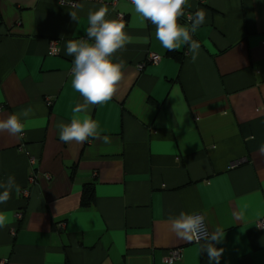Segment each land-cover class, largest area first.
I'll use <instances>...</instances> for the list:
<instances>
[{"label": "crops", "instance_id": "obj_1", "mask_svg": "<svg viewBox=\"0 0 264 264\" xmlns=\"http://www.w3.org/2000/svg\"><path fill=\"white\" fill-rule=\"evenodd\" d=\"M77 5L0 0V119L31 109L21 117V139L0 133V182L13 175L20 186L0 204L11 219L0 228V261L168 264L163 257L180 248L172 264H210L200 251L205 241L170 231L183 211L204 215L209 232L224 234L215 245L224 249L219 264H264V228L256 223L264 218V0H188L185 11L205 13L192 36L201 45L195 61L186 45L164 49L150 21L137 26L131 3L107 5V18L123 13L129 36L116 53L124 78L114 98L89 113L110 143L83 144L59 139L57 125L70 123L83 103L66 46L86 38L89 11L105 4ZM150 52L160 62H148ZM86 183L94 198L83 207Z\"/></svg>", "mask_w": 264, "mask_h": 264}, {"label": "clouds", "instance_id": "obj_2", "mask_svg": "<svg viewBox=\"0 0 264 264\" xmlns=\"http://www.w3.org/2000/svg\"><path fill=\"white\" fill-rule=\"evenodd\" d=\"M130 2L138 19L137 26L145 27L146 22L150 21L155 25L156 39L164 49L176 51L182 45H186L192 61L196 60L201 45L192 36L204 23L203 11L198 10L194 16L189 17L188 25H181L179 19L184 15L188 0H130ZM108 13L107 5L89 11L86 38L67 42L66 54L74 57L71 86L83 98V103H78L73 108L70 123L60 122L57 125L59 139L63 143L83 144L89 138L102 139L104 143H110L108 136H99V124L89 113L92 106L107 103L116 95L125 72V61L117 57L116 53L125 48L129 36L125 32L123 13L111 19L107 18ZM71 17L76 21L74 12L71 13ZM53 51L58 52L59 49ZM30 112L31 109H26L19 114H10L0 119V133L7 132L21 139L25 131V123L21 117H27ZM259 151L264 155V144L260 146ZM0 189H3L0 191V204H5L13 191L19 193L20 186L16 183L15 177L9 175L5 181L0 182ZM10 223V215L0 212V228ZM170 231L177 238L187 242L205 241L201 245V253H207L210 264L213 262L219 264L224 249L215 245L222 242L224 234L219 228L209 232L204 215L182 211L171 219ZM168 264H172L171 259Z\"/></svg>", "mask_w": 264, "mask_h": 264}, {"label": "built area", "instance_id": "obj_3", "mask_svg": "<svg viewBox=\"0 0 264 264\" xmlns=\"http://www.w3.org/2000/svg\"><path fill=\"white\" fill-rule=\"evenodd\" d=\"M56 1H57V3L59 5L65 6V7H75L81 1H88V2H93V3H98V4H105V5L110 6L112 9H114L116 7L117 3L119 2V0H56ZM124 1H127V2L131 3L130 0H124ZM200 1H202V0H200ZM120 14L121 13H118L117 17H119ZM192 16H194V13L184 10V17L182 18L183 23H188L189 24L190 23L189 17H192ZM123 18H124V15H123ZM56 43H57V40H54V39L50 40V42H49V52H50V54H54L55 55V54L58 53V52H54L53 51V49H58L56 47ZM148 58H149L147 60L148 62L156 63V64L158 62H160V60H161L160 55L156 54V53H153V52L149 53ZM140 63L138 65L139 68L143 67L144 64H145V62L144 63L140 62ZM48 103H50V99L48 100ZM2 108H3V105H0V111H1ZM23 135H24V133H23ZM19 150H23L22 145H19ZM28 159H29V161H28L29 164H32L34 162V158L32 156H28ZM239 163H240V160L233 161L232 163H230V165H228V169L235 167ZM34 176H35V174L32 171L30 176H29V181L30 182H34L35 181ZM22 193H23V196H28V190L27 189H24L22 191ZM21 215H22L21 212H16V214H15L17 219H20ZM256 223H257V226L259 228H264V218L259 219ZM60 226H64V223H61ZM12 234H14V231H12ZM180 257H181V249L180 248L170 249L168 254H166L163 257V261L168 263L169 259H171V261L173 262L175 260H179ZM0 264H4V262L0 261Z\"/></svg>", "mask_w": 264, "mask_h": 264}, {"label": "trees", "instance_id": "obj_4", "mask_svg": "<svg viewBox=\"0 0 264 264\" xmlns=\"http://www.w3.org/2000/svg\"><path fill=\"white\" fill-rule=\"evenodd\" d=\"M46 101H47V104H48V100H46ZM18 150H19V148H18ZM20 151H22V150H20ZM28 161H29V159H28ZM34 164H35V160H34V162L32 164H28V165H30L31 167H33ZM32 171L33 170L30 171L29 176H30V174H31ZM34 179H35V176H34ZM29 185H30V182L28 181V185L26 187H24L22 189V191L24 189H26ZM93 198H94V194H93V184L86 183L83 186L82 190H81V196H80V202H79L80 203V206L88 207L92 203Z\"/></svg>", "mask_w": 264, "mask_h": 264}, {"label": "rangeland", "instance_id": "obj_5", "mask_svg": "<svg viewBox=\"0 0 264 264\" xmlns=\"http://www.w3.org/2000/svg\"><path fill=\"white\" fill-rule=\"evenodd\" d=\"M71 8H74V7H71Z\"/></svg>", "mask_w": 264, "mask_h": 264}]
</instances>
